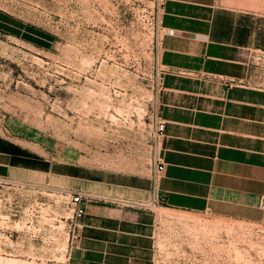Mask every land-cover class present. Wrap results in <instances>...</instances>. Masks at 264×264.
<instances>
[{
    "label": "crops",
    "instance_id": "1",
    "mask_svg": "<svg viewBox=\"0 0 264 264\" xmlns=\"http://www.w3.org/2000/svg\"><path fill=\"white\" fill-rule=\"evenodd\" d=\"M162 4L164 171L82 176L0 130V264H182L165 210L264 221V0Z\"/></svg>",
    "mask_w": 264,
    "mask_h": 264
},
{
    "label": "rangeland",
    "instance_id": "2",
    "mask_svg": "<svg viewBox=\"0 0 264 264\" xmlns=\"http://www.w3.org/2000/svg\"><path fill=\"white\" fill-rule=\"evenodd\" d=\"M157 4L0 0V130L82 176L151 175L165 76ZM256 70L264 88L262 54ZM165 213L219 235L227 262L264 264V221Z\"/></svg>",
    "mask_w": 264,
    "mask_h": 264
},
{
    "label": "built area",
    "instance_id": "3",
    "mask_svg": "<svg viewBox=\"0 0 264 264\" xmlns=\"http://www.w3.org/2000/svg\"><path fill=\"white\" fill-rule=\"evenodd\" d=\"M156 16L158 28L163 36L161 18L163 12L162 0H157ZM170 35H175L174 30L168 31ZM158 132L161 141L166 137V123L159 118ZM165 169L164 158L158 154L154 175L159 176ZM74 203L77 206V220H82L87 215V196L83 193L73 194ZM156 235L159 239L170 236L171 246L176 248L177 255L173 257L178 263L182 264H231V253L224 250L223 239L211 234H204L194 223L184 227L182 225L168 227L161 222L156 224ZM221 247V248H220ZM236 252V251H235ZM233 251V253H235ZM232 253V254H233ZM229 259V260H228Z\"/></svg>",
    "mask_w": 264,
    "mask_h": 264
}]
</instances>
